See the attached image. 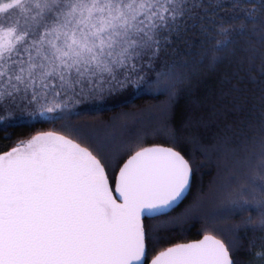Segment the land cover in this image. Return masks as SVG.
<instances>
[{"label":"snow or ice","instance_id":"obj_1","mask_svg":"<svg viewBox=\"0 0 264 264\" xmlns=\"http://www.w3.org/2000/svg\"><path fill=\"white\" fill-rule=\"evenodd\" d=\"M0 132V264H264V0H0Z\"/></svg>","mask_w":264,"mask_h":264},{"label":"trees","instance_id":"obj_2","mask_svg":"<svg viewBox=\"0 0 264 264\" xmlns=\"http://www.w3.org/2000/svg\"><path fill=\"white\" fill-rule=\"evenodd\" d=\"M179 47L183 50L185 46L183 44H180ZM226 70L225 67H221L216 74H207L201 83L199 84L196 95L201 100H208L213 96H218L220 90H221V84H220V73L224 72ZM149 103H154V101H151L150 97L142 93L138 97L134 98L133 100L120 104L114 108H107L105 109V118L108 116L113 115V113L121 111L125 108H135L138 106H144ZM190 107V102L181 99L175 109L174 113V119L180 123L184 120L185 116L187 115L188 109ZM219 107V105H217ZM249 106H245L244 111L239 110H229L228 115L226 118L221 117L220 120L217 121V123L223 124V123H229L232 124L234 128H240L243 127V124L245 121H247L250 118V113L248 111ZM235 121V123H233ZM12 130H9V133H11ZM23 129L16 132V135H22ZM206 135H210L211 131H208L205 133ZM6 133L0 132V146H3L7 141L4 140V136ZM154 142L157 143H163L164 140L161 137H155L153 138ZM200 163H205L203 160L199 161ZM214 172V166L211 163H207V166L201 170V175L197 178L196 182L194 183L192 194L189 196L188 200L184 202L183 205H181V209L191 202L192 198L197 194L198 190L201 188H207L208 181L211 178V174ZM239 219V218H237ZM228 223H231L229 221ZM201 230V225L195 222H191L186 226L185 231L179 232L175 234L176 239H182V240H192V239H198L199 232Z\"/></svg>","mask_w":264,"mask_h":264},{"label":"rangeland","instance_id":"obj_3","mask_svg":"<svg viewBox=\"0 0 264 264\" xmlns=\"http://www.w3.org/2000/svg\"><path fill=\"white\" fill-rule=\"evenodd\" d=\"M140 94V92H133L131 94H125V95H122V96H119V97H116L114 99H112L111 101H109L106 106H105V109L107 108H114L120 104H123V103H126V102H129L131 100H133L134 98L138 97Z\"/></svg>","mask_w":264,"mask_h":264}]
</instances>
